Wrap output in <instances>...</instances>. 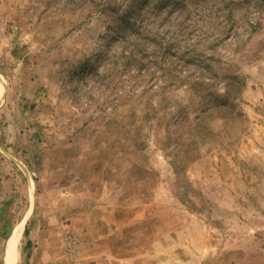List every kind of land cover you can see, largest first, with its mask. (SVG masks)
Masks as SVG:
<instances>
[{
    "label": "rangeland",
    "instance_id": "obj_1",
    "mask_svg": "<svg viewBox=\"0 0 264 264\" xmlns=\"http://www.w3.org/2000/svg\"><path fill=\"white\" fill-rule=\"evenodd\" d=\"M0 76V264H264V0H0Z\"/></svg>",
    "mask_w": 264,
    "mask_h": 264
},
{
    "label": "bare ground",
    "instance_id": "obj_2",
    "mask_svg": "<svg viewBox=\"0 0 264 264\" xmlns=\"http://www.w3.org/2000/svg\"><path fill=\"white\" fill-rule=\"evenodd\" d=\"M2 80L0 76V88H1ZM22 227V224H18L12 234V238L9 240L7 244V249H6V262L7 264H15V242L14 239L17 237V233L19 234L20 229Z\"/></svg>",
    "mask_w": 264,
    "mask_h": 264
},
{
    "label": "trees",
    "instance_id": "obj_3",
    "mask_svg": "<svg viewBox=\"0 0 264 264\" xmlns=\"http://www.w3.org/2000/svg\"><path fill=\"white\" fill-rule=\"evenodd\" d=\"M27 233V230L25 231ZM30 244V242L28 243V245Z\"/></svg>",
    "mask_w": 264,
    "mask_h": 264
}]
</instances>
